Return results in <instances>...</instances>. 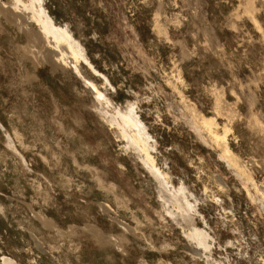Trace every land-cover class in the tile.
<instances>
[{"label": "rangeland", "instance_id": "1", "mask_svg": "<svg viewBox=\"0 0 264 264\" xmlns=\"http://www.w3.org/2000/svg\"><path fill=\"white\" fill-rule=\"evenodd\" d=\"M245 1L44 0L113 88L81 64L83 75L113 105L134 104L164 187L106 119L112 107L54 62L31 12L0 0V258L264 264V0L253 13ZM201 115L230 129L250 177L221 156ZM182 182L190 206L178 205ZM195 225L209 250L186 235Z\"/></svg>", "mask_w": 264, "mask_h": 264}, {"label": "bare ground", "instance_id": "2", "mask_svg": "<svg viewBox=\"0 0 264 264\" xmlns=\"http://www.w3.org/2000/svg\"><path fill=\"white\" fill-rule=\"evenodd\" d=\"M14 1L17 4H23L24 8L31 12L28 18L34 20V22L37 23L38 33L47 42L46 46L49 47L48 50L51 54V57H54V62L56 64L69 67L72 72L82 81L83 85L91 90L94 98L97 101H99L101 104H105L107 107H112V117L111 115H108L106 118L108 113L107 111H103L101 116H103L104 119L106 118L108 121H110V123H116L119 126V133L121 136L127 138L128 144L132 145L133 149L139 155H141L144 166L154 175L157 180L160 181L164 187H173L169 181V175L167 172L163 171L156 163L155 157L152 154L153 150L156 149V141L150 135L146 124L136 112L134 104L128 101L124 109L113 105L112 101L106 96V94L101 91L92 80L83 75L80 69L81 64L85 65L93 73V75L100 77L104 81L105 85L113 88L107 76L98 71L90 61L84 45L74 36L68 24L57 23L45 7L44 0ZM253 1L254 0L247 1L246 5L244 3V5L247 6L245 9L249 13H253ZM216 94L215 108L218 109L222 102V96L219 93ZM200 125L207 131L213 140L221 145V156L226 159L228 158L230 162L236 165L241 173L245 174L246 169H244L245 171L243 170V166L239 163V161H237L236 155L231 151L227 145V142L225 141L226 132H228L230 129L224 126L226 127L225 132L219 134L216 130L217 122L213 116L208 117L201 115ZM246 174L245 175L248 176V173ZM174 193H178L181 196V198H178V200H180L178 201L179 206H181L183 203H185L186 206H190V202L188 200L190 194L186 191V187L183 182L179 185L177 191H174ZM186 235L199 247H203L205 250L210 249L211 244L208 241L210 236L204 228L195 225L190 228V231L187 232ZM0 260V264H17L11 257L4 254L1 256Z\"/></svg>", "mask_w": 264, "mask_h": 264}]
</instances>
